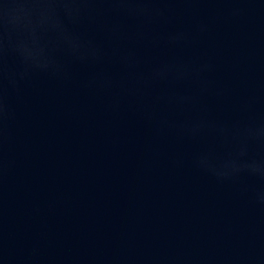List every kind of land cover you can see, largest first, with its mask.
I'll return each mask as SVG.
<instances>
[{
	"label": "water",
	"instance_id": "95a60500",
	"mask_svg": "<svg viewBox=\"0 0 264 264\" xmlns=\"http://www.w3.org/2000/svg\"><path fill=\"white\" fill-rule=\"evenodd\" d=\"M0 264H264V0H0Z\"/></svg>",
	"mask_w": 264,
	"mask_h": 264
},
{
	"label": "clouds",
	"instance_id": "9594fccd",
	"mask_svg": "<svg viewBox=\"0 0 264 264\" xmlns=\"http://www.w3.org/2000/svg\"><path fill=\"white\" fill-rule=\"evenodd\" d=\"M55 2H57V3H64L65 0H55ZM22 76H23V74H21V78H22ZM9 83L12 84V85H15V83H16V81H15V77L10 78V79H9Z\"/></svg>",
	"mask_w": 264,
	"mask_h": 264
}]
</instances>
